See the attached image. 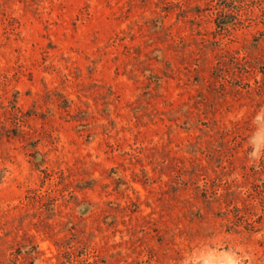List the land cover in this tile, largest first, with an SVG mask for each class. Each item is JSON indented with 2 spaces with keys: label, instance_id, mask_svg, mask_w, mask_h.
<instances>
[{
  "label": "rangeland",
  "instance_id": "1",
  "mask_svg": "<svg viewBox=\"0 0 264 264\" xmlns=\"http://www.w3.org/2000/svg\"><path fill=\"white\" fill-rule=\"evenodd\" d=\"M0 264H264V0H0Z\"/></svg>",
  "mask_w": 264,
  "mask_h": 264
},
{
  "label": "clouds",
  "instance_id": "2",
  "mask_svg": "<svg viewBox=\"0 0 264 264\" xmlns=\"http://www.w3.org/2000/svg\"><path fill=\"white\" fill-rule=\"evenodd\" d=\"M255 154V153H254Z\"/></svg>",
  "mask_w": 264,
  "mask_h": 264
}]
</instances>
